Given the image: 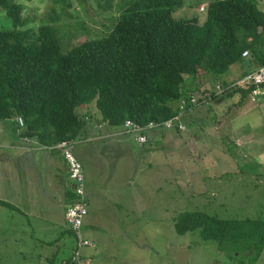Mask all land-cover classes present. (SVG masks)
Masks as SVG:
<instances>
[{
    "label": "trees",
    "instance_id": "trees-1",
    "mask_svg": "<svg viewBox=\"0 0 264 264\" xmlns=\"http://www.w3.org/2000/svg\"><path fill=\"white\" fill-rule=\"evenodd\" d=\"M182 3L129 0L107 35L66 48L54 23L29 26L23 4L0 0L12 23L0 29V120L22 117L21 134L44 145L78 140L89 118L79 107L93 102L101 121L124 132L127 119L162 126L180 114L182 100L188 99L186 75L199 84L193 92L198 102H189L180 118L204 99L221 102L225 95L239 93V103L244 102L256 84L241 82L221 94L219 82L213 88L200 86L207 74L219 77L243 62L245 51L264 65V10L257 0H208L202 21L198 15L175 17ZM150 130L144 131L147 137ZM0 204L8 202L0 199ZM175 229L180 234L198 229L205 242L230 256L247 255L251 264L264 251L262 218L224 219L186 211L175 219Z\"/></svg>",
    "mask_w": 264,
    "mask_h": 264
},
{
    "label": "rangeland",
    "instance_id": "rangeland-1",
    "mask_svg": "<svg viewBox=\"0 0 264 264\" xmlns=\"http://www.w3.org/2000/svg\"><path fill=\"white\" fill-rule=\"evenodd\" d=\"M14 1L24 5L29 26L38 28L45 22L54 23L63 44L71 48L84 40L107 35L129 0ZM182 1L175 17L198 15L200 20H205L208 0ZM11 26L0 7V29ZM236 66L219 77L207 74L206 79L210 78L213 84L211 80L205 83V79L200 87L215 86V80L228 81ZM238 78L235 76L233 83L243 84V79ZM186 80L184 89L188 90V99H197L193 92L197 91L198 82L191 75H186ZM240 99L239 93L225 95L221 102L213 99L212 109L205 102L210 99H204L178 121L185 125V130L156 127L160 134L149 142L152 203L173 202V205L167 210L151 211L152 221L164 220L159 231L157 226L145 227V234L138 238L139 229L143 227L140 223L126 235L111 234L112 241L107 243L109 255L104 256V260L110 264H251L247 255L230 256L215 243L205 242L200 230L180 234L174 224L186 211H203L224 219H264V93L255 100L251 95L242 103ZM79 112L101 116L95 102L79 107ZM95 119L101 121L98 117ZM15 172L13 166L7 173ZM23 207L25 215L10 202L0 205V264H62L70 255L72 236L64 232L60 242L55 244L58 249L55 257L47 258L54 247L39 241L32 233L30 220L33 217L26 209L29 204L24 203ZM66 212L63 224L55 222L62 225L56 227V234L69 227ZM52 237L49 232L48 238ZM97 242L93 241L95 245ZM255 264H264V251Z\"/></svg>",
    "mask_w": 264,
    "mask_h": 264
},
{
    "label": "crops",
    "instance_id": "crops-1",
    "mask_svg": "<svg viewBox=\"0 0 264 264\" xmlns=\"http://www.w3.org/2000/svg\"><path fill=\"white\" fill-rule=\"evenodd\" d=\"M257 1L264 9V1ZM244 58L243 62L236 63L230 79L222 82L233 83L235 76L240 80L260 66V60L252 52ZM210 83L212 85L213 81ZM86 115L89 118L84 133L73 148L86 176L89 212L83 229L92 244L84 249V257L90 264H110L103 257L109 255L107 243L112 241L111 234L126 235L140 223L143 227L138 231V238L145 234V227L157 226L156 229L161 230L164 220L152 221L151 211L167 210L173 202L152 203L149 142L160 134L157 128L148 131L147 142H140L134 134L95 119H100L98 113ZM22 130L17 117L0 120V199L12 203L24 215L23 204H29L26 209L33 217L30 220L32 233L39 241L54 247L47 258L55 257L58 252L55 244L60 242L64 232H68L73 244L66 261L72 256L75 239L68 226L56 234V227L62 225H55V222L63 224L64 211L76 198L68 162L62 148L23 136ZM13 166L16 172L7 173ZM49 232L52 238H48ZM93 241L98 242L95 245Z\"/></svg>",
    "mask_w": 264,
    "mask_h": 264
},
{
    "label": "built area",
    "instance_id": "built-area-1",
    "mask_svg": "<svg viewBox=\"0 0 264 264\" xmlns=\"http://www.w3.org/2000/svg\"><path fill=\"white\" fill-rule=\"evenodd\" d=\"M202 9H205V7H202ZM248 53L249 51H245L243 55L246 56L248 55ZM242 79V82H252L257 85L251 95L252 99L255 100L259 95L264 93V88L261 86V84L264 83V65L258 66L254 71L248 73ZM237 85L238 82L237 84L231 83L228 86H222L218 83V94L235 88ZM189 102L195 104L197 103V99L192 97L189 101H186L185 99L182 100V103L180 105L182 111L180 112V114L173 119L164 121L162 126L171 128L178 124L180 129H185V125L178 121ZM17 120L19 122V125L23 127L24 119L19 116L17 117ZM124 123L126 128L125 132L134 134L137 140L140 142L147 141V135L144 133L145 130L158 127V125L154 123L143 126L130 119H127ZM74 144L75 141L73 140H63L56 144L57 146L62 148L64 156L68 162L70 178L73 181V187L76 194L75 200L68 206L66 212V219L69 224V228L73 231L75 239V246L69 264H90L84 257V249L92 244V241L84 234L83 229L84 219L89 212L87 201L88 196H86V176L82 163L78 160L73 152Z\"/></svg>",
    "mask_w": 264,
    "mask_h": 264
}]
</instances>
